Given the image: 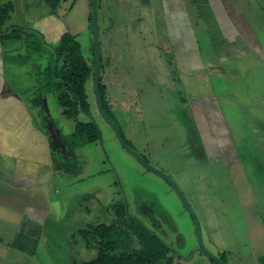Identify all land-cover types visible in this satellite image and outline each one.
<instances>
[{
  "label": "rangeland",
  "instance_id": "rangeland-1",
  "mask_svg": "<svg viewBox=\"0 0 264 264\" xmlns=\"http://www.w3.org/2000/svg\"><path fill=\"white\" fill-rule=\"evenodd\" d=\"M248 1L250 26L259 37L250 39L260 48L228 58L218 55L192 7L182 8L189 19L183 24L168 22L162 7L111 5L99 16L102 78L111 117L130 146L179 185L199 216L207 248L225 264H264V8ZM24 13L16 12L15 21L5 25L25 28ZM68 20L69 33L91 64V12L88 16L84 6H76ZM179 25L189 27L179 31L184 41L173 37ZM60 40L47 44L40 35L26 32L14 41L17 46L7 64L8 80L17 82L18 91L25 90L24 99L34 101L45 93L46 109L33 103L36 119L61 136L64 146L74 147L67 155L73 161L71 170L60 171L64 179L59 190L66 195L50 205L66 226L50 233H62L67 242L69 236L75 238L76 262L59 264H82L95 256L94 249L83 245L82 236L87 235L89 245L95 239L81 229L115 218L108 211L103 216L107 207L127 209L134 223L158 233L176 253L172 264H213L199 250L194 221L171 185L128 152L100 115L93 79L87 84L91 116L63 114L55 94L47 90L53 78L46 70L52 65L51 47ZM179 41L184 46H176ZM203 107L213 109L205 118ZM91 117L101 138L88 143L74 131L77 122ZM83 192L94 194L96 200L89 202V213L79 216L75 196ZM63 248H54L57 257L66 256Z\"/></svg>",
  "mask_w": 264,
  "mask_h": 264
},
{
  "label": "crops",
  "instance_id": "crops-1",
  "mask_svg": "<svg viewBox=\"0 0 264 264\" xmlns=\"http://www.w3.org/2000/svg\"><path fill=\"white\" fill-rule=\"evenodd\" d=\"M53 1L58 4L55 10L50 5ZM111 5L162 7L168 22L180 21V24L189 22L182 8L192 7L215 41L219 56H240L248 52V48H260L250 39L259 37L250 26L247 8L252 7V3L248 0H98L99 16L106 15V7ZM256 5L264 8V0H255ZM76 6H84L86 15L89 16L92 0H0V264H25V260L27 264H46L47 258L55 264L76 262L72 252L75 238L69 236L71 242H67L62 233H58L57 237L50 233L66 226L65 222L55 217L50 205L59 203L66 195L61 193L59 185L64 179L62 172L70 171L73 161L67 160L70 153L67 154L64 148H56L59 143L66 147L61 136L56 138L55 134L53 137V131L36 119L32 109L36 106L33 105L35 101L24 99L22 94L25 90L21 88L18 91L17 82L10 83L7 77L9 53L17 46L14 41L17 43L16 40L26 32L40 35L43 43L47 44L53 39L60 40L65 33H69L68 17ZM23 9L25 28L11 29L12 27L5 25L10 20L15 21V13ZM39 9L44 11H38ZM179 26L173 37L184 41L185 35H180L179 31L185 28ZM188 29L186 27L185 31ZM9 33L11 37L7 35ZM191 37L196 38L194 34ZM180 41L176 42V46H184ZM179 54L180 52L177 53ZM203 109L201 113L204 118L207 112L213 110L211 107ZM208 129L212 127L208 126ZM77 180L80 181L79 178ZM81 180L85 181L86 178ZM75 199V210L79 216L89 213V202L96 200L95 195L90 192H83L75 196ZM111 208H105L103 216L107 217L108 211L117 217L116 211H111ZM115 218L107 217L106 221L97 224L111 223ZM85 225L89 230V223ZM83 230L88 232L86 227L81 229ZM82 237L85 239V248L94 249L96 257L97 246L89 245L86 234ZM66 246L69 247L68 250L63 248ZM54 248H63L66 256L57 257ZM90 260L82 264H87Z\"/></svg>",
  "mask_w": 264,
  "mask_h": 264
},
{
  "label": "trees",
  "instance_id": "trees-1",
  "mask_svg": "<svg viewBox=\"0 0 264 264\" xmlns=\"http://www.w3.org/2000/svg\"><path fill=\"white\" fill-rule=\"evenodd\" d=\"M50 5L55 10L58 4L53 1ZM7 35L11 37L10 33ZM51 49L52 65H49L46 70H49L53 83L47 90L55 94L57 103L66 116L77 118L81 113L91 116L87 84L94 76V53L90 64L79 41L68 32L62 36L59 44ZM62 60L68 63L62 65ZM100 91L105 109L111 117L107 107L106 85L103 83V78ZM44 99L45 93H41L38 99H34V104L44 106ZM44 108L46 109L47 105ZM45 127L48 128L46 125ZM74 135L84 138L88 143L97 142L101 138V131L91 117L88 122L76 123ZM56 148H64L67 153L74 147H63V144L59 143ZM115 211L117 217L113 222L100 223L88 230L89 236L95 239L90 242V245L97 246L98 254L87 264H172L174 262L176 253L172 252V247L158 233L148 229L142 223L139 225L134 223L127 209ZM91 231L94 235L90 234ZM136 241L140 247H137ZM212 263L217 264L214 260Z\"/></svg>",
  "mask_w": 264,
  "mask_h": 264
},
{
  "label": "water",
  "instance_id": "water-1",
  "mask_svg": "<svg viewBox=\"0 0 264 264\" xmlns=\"http://www.w3.org/2000/svg\"><path fill=\"white\" fill-rule=\"evenodd\" d=\"M91 23H92L93 46H94V56H95L93 87H94V92L96 96V104H97V108H98L100 115L111 126L119 142L128 152L133 154L137 158V160L141 164H143L147 169L158 174L171 185L172 189L175 191V193L177 194L182 204L184 205L186 210L189 212V214L191 215L194 221L196 234L198 238L199 250L205 255H207L210 259L214 260L217 264H225L220 256L214 254L207 248L204 242V239H203V231H202V226H201L199 216L197 215L195 209L193 208L190 201L185 196L184 192L179 187V185L175 182V180L171 176H169L167 173L160 170L158 167L149 163L138 151L132 148L130 144L127 142V140L125 139L118 124L107 113L104 103H103L101 91H100V85H101V79H102V55H101V43H100L98 0H92ZM52 136L55 137V134H52Z\"/></svg>",
  "mask_w": 264,
  "mask_h": 264
},
{
  "label": "flooded vegetation",
  "instance_id": "flooded-vegetation-1",
  "mask_svg": "<svg viewBox=\"0 0 264 264\" xmlns=\"http://www.w3.org/2000/svg\"><path fill=\"white\" fill-rule=\"evenodd\" d=\"M53 133L56 134L55 132H53ZM57 136H58V135L56 134V138H57Z\"/></svg>",
  "mask_w": 264,
  "mask_h": 264
}]
</instances>
